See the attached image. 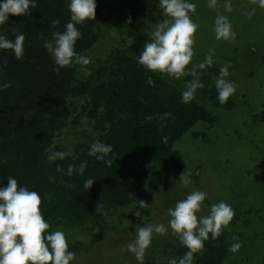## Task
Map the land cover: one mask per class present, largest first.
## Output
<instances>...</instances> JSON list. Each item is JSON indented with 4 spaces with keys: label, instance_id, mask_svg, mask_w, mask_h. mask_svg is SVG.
Segmentation results:
<instances>
[{
    "label": "rangeland",
    "instance_id": "obj_1",
    "mask_svg": "<svg viewBox=\"0 0 264 264\" xmlns=\"http://www.w3.org/2000/svg\"><path fill=\"white\" fill-rule=\"evenodd\" d=\"M119 2L131 3L130 0H96L95 20L77 25L79 31L95 33L96 40L90 46H85L87 41L77 40V54L92 61L116 47L137 60L144 45L151 41L156 24L169 19L164 16L159 1L152 16L138 27L137 39L124 36L121 40L113 26L106 29V25L117 22ZM186 2L196 5L191 18L199 24L195 55L189 69L209 55L213 60V64L205 69L196 68L204 87L197 89L191 103L196 104L204 116L192 122L171 144L170 150L181 161L177 167L153 165L140 186L130 191L126 204L103 208L96 213L95 219H88L78 226L54 228V231L65 233L68 245L73 249L71 252L75 253L76 258L70 264H139L135 255L127 250V244L136 239L137 225L155 224H163L168 231L163 236L153 233L144 264H169L172 259L178 264L188 249L181 245L178 236L173 235L168 209H174L177 202L186 199L194 190L207 193L198 215H208L211 205L224 201L232 207L235 216L217 239L209 235L203 251L195 254L193 264H264V9L251 0H230L231 12H226L223 7L228 0H218V9L209 8L208 0ZM35 3L37 6L32 9L38 15L42 13L41 8L46 7L53 10L52 19L59 20L55 28L51 22L47 24V27L51 26L49 30L40 29L31 39L36 69L54 75L59 71L56 70L58 66L51 62L44 44L53 40L54 32L65 31L66 24L71 22L70 0H35ZM246 12H254L251 19ZM217 14L228 17L236 33L235 40L216 39ZM5 52L13 53L0 50V56ZM225 65L230 74L225 79L236 87L229 98L233 104L230 108L212 100L215 99L212 94H218L215 81ZM150 73L180 95L193 79L186 76L177 80L167 74ZM58 99L55 95L43 98L40 90L34 89L26 97L14 101L0 100V136L5 137L22 123L31 121L33 115L41 114L42 108V111H50ZM73 116L71 111H57L56 121L49 124L56 128L51 139L54 144L64 145L70 140L65 130L71 127ZM183 172L191 181L187 186L179 180ZM139 201L148 206L140 209ZM136 211L141 213L140 217L135 215ZM237 242L241 244L239 251H230Z\"/></svg>",
    "mask_w": 264,
    "mask_h": 264
},
{
    "label": "trees",
    "instance_id": "obj_2",
    "mask_svg": "<svg viewBox=\"0 0 264 264\" xmlns=\"http://www.w3.org/2000/svg\"><path fill=\"white\" fill-rule=\"evenodd\" d=\"M159 1L116 3L117 22L106 25V29L113 26L121 40L126 37L136 40L138 27L152 16ZM40 12L38 15L30 9V15L13 16L5 26H0V35L7 39L14 40L18 34L25 36L21 59L14 53L0 56V100L14 101L34 89H39L43 98L55 95L59 99L50 111L42 108L41 114L33 115L31 121L22 123L5 137L0 136V189L6 188L8 178L12 177L19 186L38 192L51 233L56 226H78L95 219L103 208L126 204L130 191L140 186L153 165L181 164L180 158L170 150L171 144L204 115L196 104L183 103L182 95L166 87L139 65L138 59L120 48L108 49L87 66L73 64L54 75L38 71L32 60L31 39L38 30L50 29L47 24L53 21L54 13L46 7ZM80 33L78 40L87 41L85 46L95 42V33ZM149 77L152 85L147 82ZM6 84L10 86L4 87ZM212 98L219 106L233 107L229 99L221 104L218 94H212ZM57 111L74 113L71 127L65 130L70 140L64 145L51 141L56 128L49 124L56 121ZM95 140L112 146L113 152L106 157L112 160L111 166L88 155ZM68 151L72 155L63 160H48L53 152ZM85 161L87 167L80 174L79 165ZM69 165L75 169L71 176L67 171ZM58 167L63 171H57ZM88 179L94 180L89 190L84 187Z\"/></svg>",
    "mask_w": 264,
    "mask_h": 264
},
{
    "label": "clouds",
    "instance_id": "obj_3",
    "mask_svg": "<svg viewBox=\"0 0 264 264\" xmlns=\"http://www.w3.org/2000/svg\"><path fill=\"white\" fill-rule=\"evenodd\" d=\"M251 2L264 9V0ZM36 6L35 0H4L0 3V25H4L9 16L30 15V9ZM208 6L218 9V0H208ZM160 7L164 16L169 19L156 24L151 32V41L144 45L137 58L138 63L150 72L167 74L177 80L192 76L193 79L187 83L186 90L182 93V102L187 104L195 99L197 89L204 87L198 78L200 73L196 68L205 69L213 64V60L209 55L203 62L189 69L195 55V35L199 29V24L194 23L191 18V14L196 12V5L186 0H160ZM223 7L226 12H231L230 0ZM68 8L71 22L66 24L65 31L54 32L53 40L44 44L58 66L57 71L73 64L87 66L91 63L90 58L77 54L75 44L81 36L77 25L95 20L96 0H70ZM253 14L254 12L245 13L249 19ZM58 24L59 20L52 21L53 28ZM12 31L15 33L16 29ZM214 32L217 40L236 39V33L232 30L226 15L217 14ZM24 41L23 34L16 35L14 40L0 35V50H12L15 57L21 59L24 55ZM81 70L90 75L86 67H82ZM229 75L228 66H222L215 81L221 104H225L236 91L235 85L225 79ZM147 82L153 84L151 77ZM9 86L10 84L4 85ZM148 119L151 120L152 117L149 116ZM112 152L111 145L95 140L88 155L111 166L112 160H106V157ZM71 155V151L53 152L48 156V160H63ZM86 167L87 162H82L78 168L79 173L83 174ZM74 170V166L69 165L68 175L71 176ZM57 171L63 170L58 167ZM179 180L185 186L191 183L184 172ZM93 182L92 179L86 180L85 189H91ZM206 198V192L194 190L186 199L177 202L174 209H168L172 233L178 236L181 245L188 249L178 264H193L195 254L203 251L204 242L209 239V235L211 234L212 239H217L222 229L234 219V210L224 201L211 205L208 215H198ZM42 203L38 192L19 186L17 180L12 177L8 178V186L0 189V264H70L75 260V253L69 251L65 233L60 230L49 233L50 225L44 219ZM147 206L146 202L139 201L140 209ZM135 215L140 217L141 213L136 211ZM167 231L168 228L163 224L137 225L136 239L127 244V250L135 255L139 264H144L145 252L152 243L153 233L163 236ZM240 248L241 244L237 242L231 246L230 251L237 252ZM169 264H177V260L172 259Z\"/></svg>",
    "mask_w": 264,
    "mask_h": 264
}]
</instances>
